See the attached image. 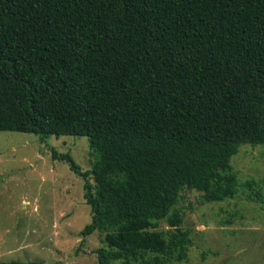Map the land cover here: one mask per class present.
Here are the masks:
<instances>
[{
  "label": "trees",
  "instance_id": "obj_1",
  "mask_svg": "<svg viewBox=\"0 0 264 264\" xmlns=\"http://www.w3.org/2000/svg\"><path fill=\"white\" fill-rule=\"evenodd\" d=\"M0 131L89 138L91 170L53 157L99 264L183 261L182 191L235 198L233 156L264 144V0H0Z\"/></svg>",
  "mask_w": 264,
  "mask_h": 264
},
{
  "label": "rangeland",
  "instance_id": "obj_2",
  "mask_svg": "<svg viewBox=\"0 0 264 264\" xmlns=\"http://www.w3.org/2000/svg\"><path fill=\"white\" fill-rule=\"evenodd\" d=\"M54 150L70 153L83 171L93 166L87 136L0 131V262L99 264L104 234L82 235L92 221L86 180ZM231 164L235 198L204 203L201 192L182 191L183 228L193 245L171 264H264V144H242Z\"/></svg>",
  "mask_w": 264,
  "mask_h": 264
}]
</instances>
